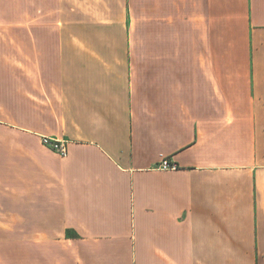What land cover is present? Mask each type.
I'll list each match as a JSON object with an SVG mask.
<instances>
[{"label":"crops","instance_id":"1","mask_svg":"<svg viewBox=\"0 0 264 264\" xmlns=\"http://www.w3.org/2000/svg\"><path fill=\"white\" fill-rule=\"evenodd\" d=\"M34 3L0 0V264H264V0Z\"/></svg>","mask_w":264,"mask_h":264},{"label":"built area","instance_id":"2","mask_svg":"<svg viewBox=\"0 0 264 264\" xmlns=\"http://www.w3.org/2000/svg\"><path fill=\"white\" fill-rule=\"evenodd\" d=\"M42 143L44 146L48 147L49 149L56 152L61 157H65L67 155V144L64 141H55V140H49L47 138L42 139ZM161 166L163 168H171L172 165L169 164L166 160H163L161 163Z\"/></svg>","mask_w":264,"mask_h":264},{"label":"rangeland","instance_id":"3","mask_svg":"<svg viewBox=\"0 0 264 264\" xmlns=\"http://www.w3.org/2000/svg\"><path fill=\"white\" fill-rule=\"evenodd\" d=\"M34 5H35V3H34V0H33V17H36L39 14H36V13L34 14V10H35ZM37 5L39 6L40 4L38 3ZM45 6H46L45 9L47 8V13H46L47 19H49V20L53 19V14L54 13H53V10H51V8H52L51 4L50 3L48 4V2H46Z\"/></svg>","mask_w":264,"mask_h":264}]
</instances>
